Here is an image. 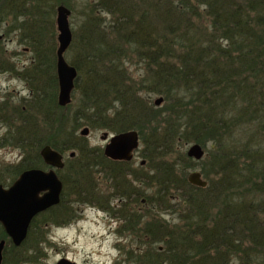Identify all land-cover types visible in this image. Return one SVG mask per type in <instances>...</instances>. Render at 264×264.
Masks as SVG:
<instances>
[{"label":"trees","instance_id":"1","mask_svg":"<svg viewBox=\"0 0 264 264\" xmlns=\"http://www.w3.org/2000/svg\"><path fill=\"white\" fill-rule=\"evenodd\" d=\"M46 1L0 0V14L14 19L26 16V41L35 55L29 73L30 105L53 127L65 114L58 104L56 47L44 40L43 23L35 18L49 13ZM100 1L112 14L109 25L86 26L79 45L73 41L69 48L76 53L71 62L67 60L78 69L74 90L78 105L71 114L70 142L53 135L38 138L36 130L26 128L20 134L24 140L19 138L26 159L0 167V184H12L25 169L48 166L40 154L46 144L64 154L79 149L58 170L64 184L58 206L65 205L68 184L83 189L92 183L93 173L102 172L106 179L125 186L129 205L132 198L142 197L150 205L157 199L160 208L168 199L182 206L183 224L158 219L149 228L133 227L164 241L163 249L156 251L162 260L264 264V0ZM133 56L144 63L146 72L138 80L128 77L123 68V61ZM143 90L163 96L165 104L157 107L138 96ZM28 118L26 114V125ZM85 125L113 132L136 129L150 168L141 166L143 171L133 174L127 168L130 162L107 158L79 136L78 143L71 142L77 138L75 131ZM237 128H246L245 136L235 140L232 134ZM188 143L205 148L210 144L208 161L202 165L206 187L188 181L194 160L187 156ZM64 169L67 172L61 175ZM134 183L140 185L138 190ZM150 188L154 192L147 194ZM142 216L137 210L126 217L135 226ZM0 239L9 240L1 224ZM25 242L16 246L10 241L5 260L10 250L18 253L14 259H21Z\"/></svg>","mask_w":264,"mask_h":264},{"label":"rangeland","instance_id":"2","mask_svg":"<svg viewBox=\"0 0 264 264\" xmlns=\"http://www.w3.org/2000/svg\"><path fill=\"white\" fill-rule=\"evenodd\" d=\"M154 1L158 3V0ZM60 4H65L72 10L70 25L73 30V41L78 45L86 26L88 28L94 24L95 27H100V24L104 23L109 25L108 22L112 19V14L107 11L108 8L105 9L108 4L100 0H64V3H60L59 0H47L45 7L48 8L49 13L37 14L35 18L39 20L38 24L41 26L43 23V33L46 36L44 40L52 46L55 45L56 51L59 33L56 17L57 7ZM2 13L5 14V11ZM0 18L2 19L0 33H3L5 37L0 45V167L4 168L5 165H17L26 159V149L20 141V139L24 140L25 136L20 134L26 133V128L28 132L30 129L36 130L35 134L40 135L38 138L53 135L60 142L66 139L70 142L68 132L74 124L71 114L77 108L78 97L76 98L73 94L72 105L61 108L65 118L61 119L59 116V120L54 122L53 127L43 118V113L37 111L35 107L32 108L30 103H33L31 102L33 88L29 73L34 64L35 55L31 44L26 41V16L14 19L10 15L1 16L0 14ZM75 53V48L68 49L65 56L71 62ZM123 62L127 76L134 80H138L146 73L144 63L139 62L137 56ZM25 69L26 82L23 79ZM45 79L46 77L43 78V82ZM138 96L148 99L157 107L165 104L164 99L161 105H156L155 100L161 95L153 92L143 90ZM26 114L29 115L30 120L27 125ZM86 126L90 128V133L83 136L80 132ZM237 129L238 131L232 134L235 140L245 136L243 130L246 128ZM104 131L107 130L92 129L88 125L80 126L75 131L77 138L72 137L71 142L78 143L83 138L88 146L104 151L106 144V141L102 139ZM191 144H186V153ZM143 148L144 144L140 138V148L127 166L134 172L133 174L139 175L143 171L141 166H145L147 170L150 168L151 164L142 155ZM210 148V144L205 148L203 164L201 160H193V166L188 169L187 178L195 170L202 173V165L205 166L208 161L207 151ZM72 151L76 155L79 153V149H68L66 158H69ZM171 156L173 157L174 154ZM143 160L144 164H142ZM44 168L50 169L49 166ZM66 172L67 169H64L60 171V174L63 175ZM92 177V183L90 181L87 185L83 184L85 186L83 189H76L72 184H68L65 205H57L58 208L47 210L35 217L31 223L30 236L23 245L22 251L19 252L22 258L14 259L18 253L10 250L5 264H56L64 256L76 260L79 264H170L167 258L162 260L156 252L158 249H163L164 241L157 239L158 235H155V239L153 236L146 237L137 228L138 225L142 229L149 228L152 226L149 223L158 219L170 225L183 224L182 206H175L177 202L175 199H168V204H161L163 207L160 208L157 199L155 205L149 203L147 205L144 200L148 199L132 198V203L124 206L123 214L118 218L112 214L110 203L114 204L120 196L125 197L123 193L125 186L120 181L114 182L115 179L112 181L106 179L102 172H95ZM6 178L12 180L8 175ZM134 185L136 190L140 188L138 183ZM152 192L154 188L146 190L147 194ZM125 199L128 200L126 197ZM136 200H138L137 204H135ZM137 210L143 218L141 224L135 222V226H132L133 224L126 216ZM145 239H149L151 244L145 243L143 241Z\"/></svg>","mask_w":264,"mask_h":264},{"label":"water","instance_id":"3","mask_svg":"<svg viewBox=\"0 0 264 264\" xmlns=\"http://www.w3.org/2000/svg\"><path fill=\"white\" fill-rule=\"evenodd\" d=\"M71 13L72 10L65 4H60L57 7L56 23L59 32L56 51L59 84L58 104L63 107L72 102L78 77L77 67L71 64L65 56L73 41V30L70 25ZM163 101L164 97L160 96L155 100V104L161 105ZM80 133L87 136L90 133V128L86 126ZM102 139L108 141L104 148L105 156L113 160L131 161L135 152L140 148V134L135 129L114 134L104 131ZM40 154L44 162L51 167L50 169L28 168L21 172L12 184L8 186L0 184V223L16 246L22 245L26 240L34 217L61 201L64 185L57 169L64 168L65 156L50 144L44 145ZM75 154L73 151L69 156L73 157ZM205 154V148L200 143H192L187 150V156L194 160L203 159ZM144 163L143 160L142 164ZM188 181L198 187L208 185V181L198 170L189 174ZM5 247L6 240H0V264L4 260ZM57 264L79 263L63 258Z\"/></svg>","mask_w":264,"mask_h":264},{"label":"flooded vegetation","instance_id":"4","mask_svg":"<svg viewBox=\"0 0 264 264\" xmlns=\"http://www.w3.org/2000/svg\"><path fill=\"white\" fill-rule=\"evenodd\" d=\"M0 21H1V23H0V28H1V24H2V19L0 18ZM0 45L2 44V41H4L5 40V37H4V34L3 33H0ZM23 79H24V81L26 82V69L24 70V74H23ZM25 99H26V96H25ZM136 130V129H135ZM109 132V131H108ZM120 132H122V131H120ZM110 133V132H109ZM114 133H119V132H114ZM114 133H110V134H114ZM141 138V137H140ZM107 142L108 141H106V144H107ZM105 144V145H106ZM138 151V150H137ZM136 151V152H137ZM104 152V151H103ZM136 152H135V154H134V157L132 158V160L135 158V155H136ZM107 157V156H106ZM107 158H109V157H107ZM111 159V158H110ZM111 160H113V159H111ZM131 160V161H132ZM114 161H120V160H114ZM131 161H128V162H131ZM121 193V192H120ZM122 194V193H121ZM127 200L125 199V197L123 198L122 196H120L119 198H118V200H116L115 202H114V204L113 203H110L111 205H112V208H111V212H112V214L114 215V216H116V217H118V218H120V216H121V214H123V209H124V206H126L127 205V202H126ZM61 202V201H60ZM60 204V203H59ZM59 204H57V205H59ZM52 208V207H51ZM50 208V209H51ZM108 208H109V206H108ZM49 210V209H48ZM44 212H46V211H44ZM43 213V212H42ZM42 213H40V214H42ZM39 214V215H40ZM38 216V215H37ZM36 216V217H37ZM2 225V224H1ZM30 229H31V225H30V228H29V231H30ZM29 231H28V233H29ZM1 240V239H0ZM6 240V246L7 245H9L10 244V241L8 240V239H5ZM63 258H67V259H70V260H73V261H76V260H74V259H71V258H69V257H67V256H64V257H62L61 259H63ZM60 259V260H61ZM58 263V262H57ZM56 263V264H57ZM2 264H5V251H4V260H3V262H2Z\"/></svg>","mask_w":264,"mask_h":264}]
</instances>
